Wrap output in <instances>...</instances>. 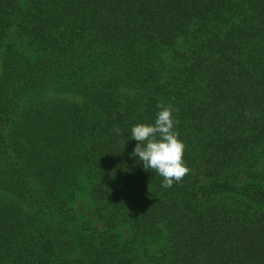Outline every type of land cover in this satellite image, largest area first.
I'll list each match as a JSON object with an SVG mask.
<instances>
[{
    "label": "trees",
    "instance_id": "1",
    "mask_svg": "<svg viewBox=\"0 0 264 264\" xmlns=\"http://www.w3.org/2000/svg\"><path fill=\"white\" fill-rule=\"evenodd\" d=\"M159 105L170 188L130 156ZM0 264H264V0H0Z\"/></svg>",
    "mask_w": 264,
    "mask_h": 264
},
{
    "label": "clouds",
    "instance_id": "2",
    "mask_svg": "<svg viewBox=\"0 0 264 264\" xmlns=\"http://www.w3.org/2000/svg\"><path fill=\"white\" fill-rule=\"evenodd\" d=\"M159 108L154 123H140L130 129L129 139L138 142L130 156L138 158L145 170L161 176L162 187L170 188L183 179L189 168L184 160L185 144L175 130L174 110L164 105Z\"/></svg>",
    "mask_w": 264,
    "mask_h": 264
},
{
    "label": "rangeland",
    "instance_id": "3",
    "mask_svg": "<svg viewBox=\"0 0 264 264\" xmlns=\"http://www.w3.org/2000/svg\"><path fill=\"white\" fill-rule=\"evenodd\" d=\"M86 182V181H85ZM86 183H84V186ZM89 187L86 186L84 188L83 192H80V194L77 196V199L75 200L73 206L75 210L83 217L90 220L93 225L97 227H101V221L97 218L95 211H94V205L92 202V198L89 193ZM122 231L124 235L129 238L131 236L130 229L128 227H123Z\"/></svg>",
    "mask_w": 264,
    "mask_h": 264
}]
</instances>
